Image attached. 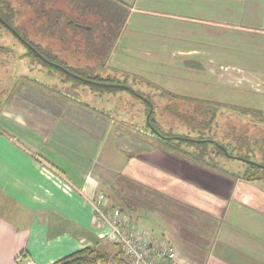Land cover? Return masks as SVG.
I'll use <instances>...</instances> for the list:
<instances>
[{
	"label": "crops",
	"instance_id": "crops-1",
	"mask_svg": "<svg viewBox=\"0 0 264 264\" xmlns=\"http://www.w3.org/2000/svg\"><path fill=\"white\" fill-rule=\"evenodd\" d=\"M113 1L129 8L135 28L143 20L152 26L170 21L264 39V0L241 7H221L220 0ZM15 52L0 50L19 58ZM201 54L176 51L173 57ZM207 68L209 76L235 83ZM0 78V264H57L86 249L109 252L110 230L98 226L90 205L99 194L155 241L171 244L177 264H264V179L247 181L227 163L212 166L176 154L40 79H31L35 87L26 85L25 74L4 83Z\"/></svg>",
	"mask_w": 264,
	"mask_h": 264
},
{
	"label": "rangeland",
	"instance_id": "rangeland-1",
	"mask_svg": "<svg viewBox=\"0 0 264 264\" xmlns=\"http://www.w3.org/2000/svg\"><path fill=\"white\" fill-rule=\"evenodd\" d=\"M5 1L16 11L17 15L14 20V25L27 35L28 40L42 47L45 51L50 52L53 56H58L60 60L69 62V56L65 54L61 55L57 50V46L60 45L58 38L52 39L48 37L49 35L43 33L42 18L39 17L36 9H40L42 6L43 9L50 10L55 6L56 9L66 12V17L71 19L75 18L74 13L78 10L82 11L85 5L83 2H79V5H76L68 0H46L45 2L44 0L42 2L37 0L33 5H29L27 0ZM125 1L128 2L127 0ZM246 2L247 0H220V5L223 7L227 4L228 6H236L238 4L241 7ZM218 15L228 16L224 12H220ZM156 23L152 26L143 20L140 23L143 26L135 28L134 23H129L128 19L122 33L124 35L121 37L122 39H120V43L116 48L117 56L115 60L113 59L111 64L108 62L106 68H99L95 74L100 75L103 79H115L118 82L126 83L135 88L140 94L151 99L156 109H158L159 115L162 114L164 105L167 103H172L175 107L177 104H185V106H188L197 105L198 99H205L228 104L231 106L229 109L221 108L218 111V116L213 125V134L209 135L218 143L223 142L222 139H227V132H230L234 127L238 133L244 132L246 129L249 130L251 135L257 131L263 133L264 125L253 128L246 120L238 118L240 115L234 112L235 107H241L242 109L248 108L263 111V114L259 116L264 117L263 37H254L244 32H237L228 28L202 27L200 25H189L185 23L173 24L170 21L169 23ZM162 30L168 33L178 31L183 37L179 41H175L169 37H163L161 35ZM209 37H216L219 43H209ZM220 39L229 42L227 44L220 43L222 42ZM0 45L9 48L12 47L21 53L19 58L9 53H0V75H2L3 83L6 78L9 80L12 75L14 77L15 74L19 73L20 75H26L25 83L27 86L35 85V87H39L38 83L32 82L31 79H40L47 84H58L59 89H64L61 85L65 83H59L58 79L68 78L65 75L63 76L58 70L53 69L52 75H56L59 78L54 81L51 80L48 76L50 74L47 73L48 68L44 67L39 60L29 55L27 48L10 31L3 27H0ZM188 50H196L202 54L200 56L173 57V53L176 51ZM155 52L163 53L159 57L156 55V57H151L150 54H154ZM71 58L74 60V57ZM210 59H212L214 64L211 65L208 63ZM77 62L83 70L87 67L85 56L78 55ZM195 62H197V66L194 64ZM176 63L181 64V66L177 67ZM207 67H215V70L222 76H226L227 79L231 77L235 83H241L242 78H245L246 81L242 85L230 84L220 77L209 76L208 71L210 68L208 69ZM204 68L207 69L204 70ZM250 73L254 75H250ZM236 78L240 79L238 80ZM67 83L73 84V81L70 79ZM256 83L260 85L261 89H258L259 86L255 88ZM77 87L86 90V96L84 97L86 101L92 102L94 97H98V94L93 93L96 89L91 86L80 83ZM27 93L30 92L28 91ZM102 96H105L106 99V102H103L105 101L103 100L104 98L101 101L103 102L100 105L102 108L109 110L117 105L118 107H122L121 110L124 114H127L129 123L122 125L123 128L132 131V127L134 128L135 125L140 126L143 124L142 121L144 118H141V120L138 119V116L134 117L132 115L133 111L138 110L140 112L143 107L138 102L134 103V98L127 92H115L112 94L100 93V97ZM186 98H191L194 102ZM31 99L33 100V96ZM131 102L133 103L131 104ZM31 104L33 105V103ZM224 113L226 115L231 113L232 116L225 119L222 117L225 115ZM250 115L255 117L254 114ZM161 116L164 118L160 120V123L164 126L166 132H171L173 135L183 138L184 136L198 138L199 134L197 130L187 128L181 122L180 124L171 121L168 122L165 118L167 115L165 114ZM224 121H229L227 123L232 128H228ZM209 150L211 156L216 155V152L212 148H209ZM229 161L235 169H238L239 162ZM258 176L264 177V173L258 174ZM108 248L109 252L108 250L106 252V250L97 249L109 258L108 262L98 261V264H128V260L114 242H111Z\"/></svg>",
	"mask_w": 264,
	"mask_h": 264
},
{
	"label": "trees",
	"instance_id": "trees-1",
	"mask_svg": "<svg viewBox=\"0 0 264 264\" xmlns=\"http://www.w3.org/2000/svg\"><path fill=\"white\" fill-rule=\"evenodd\" d=\"M36 1L37 0H27L29 5L31 4L33 5ZM40 1L42 2L43 0ZM45 1L46 0H44V2ZM49 1H59V0H49ZM68 1L73 2L76 5L77 4L79 5V2L80 3L83 2L85 4L82 11L78 10L76 13H74L75 18L68 19L66 17V12L56 9L55 6L52 9L49 8L50 10L46 8L43 9L42 6L40 7V9H36V10L38 12L39 17L42 18V22H43L42 30L44 31L43 33L49 35L48 37L52 39L58 38V42L60 45L57 46L58 48L57 50L61 55L63 54L68 55L69 58L71 59V61L70 59H68L69 62L65 60H60L58 56H53L50 52L45 51V49H43L42 47L28 40L27 35L14 25V20L17 15L16 11L5 0H0V27L6 28L17 39H18L17 36H21L31 46V48H34L46 60H48L51 63L60 65L71 74L98 83L110 84V85L113 84L123 85L128 87V89H121V88H113V87H105V86H95V85H89L79 80V82L91 86L92 88H95L96 89L95 92L102 94L127 92L130 96L132 97L135 96L137 100L141 99L145 101L144 99H147V97H145L143 94H140L136 89L127 85L126 83L118 82L115 79L113 80L103 79L100 75L95 74L99 68H106L112 50L114 49L119 38L121 37L125 25L129 19L130 16L129 8L123 5L122 3L113 0H68ZM11 29H13L15 33H13ZM70 33L72 34L70 35ZM24 46L27 48L29 55L39 60L44 67L48 69L58 70L60 73L63 74V76L64 74L68 76L67 73L41 60L35 54L33 49L29 48L26 45ZM78 55H81L83 57L85 56L86 58L87 67H85L84 70L77 62ZM71 57H74V60ZM67 80L70 81V78H68ZM71 80L73 82L78 81L77 79H75L76 81L74 79ZM163 95L165 94L163 93ZM148 100L151 101L150 98ZM189 100L191 102H194L191 100V98ZM150 101H149V106L152 107L153 105L154 107L153 115L150 118L151 125L162 135L168 136V134H166L164 126L158 120V117L163 115L164 111L162 112L161 115H159L158 109H156L154 103L152 101L151 103ZM183 105L184 107L181 110H179L178 107H175L173 105L169 107V110L172 112L171 113L172 115L174 114V115L182 116L181 118L183 119L184 122L181 123L184 124L185 127L193 128L194 126L198 127L199 125H205L208 129L213 127V123L210 121V116L215 114V111L212 113L210 109H215L216 105L218 104H215V102L213 101L198 99L197 105H188V106H185V104ZM235 108L236 109L234 110V112H237V114H239L240 116H248L250 114H254L255 117L258 119L264 118L259 116L263 114L262 113L263 111H258L248 108L242 109L241 107H235ZM149 111H150L149 107L146 106L145 117L142 121L143 128L147 129L148 131L150 129L148 123L146 122V116L148 115ZM195 112H197V120L194 119ZM197 122H199L198 125ZM132 129L138 133H141L140 131L136 130L133 127ZM149 132L151 135V131ZM150 138L153 139L156 143L160 144L161 146L175 152L176 154L185 156L186 158L189 157L190 159L199 163L212 165V166L217 165V162L215 161L216 156L210 155V150L208 145L203 146L200 149H197V151H190L187 149L188 147L186 146V143H183L182 141L175 142L171 140H165L161 136H155V135L150 136ZM187 145H189V147L194 146L191 144H187ZM197 147H199L198 144ZM244 157L249 158L247 155ZM262 173H264V171L260 170V168L258 169L252 167L251 170L246 174L237 175V176L247 181H257L264 179V177L258 176V174H262ZM121 210L124 211L123 209ZM98 261H103L106 263L109 261V258L106 254L100 253V251H98L97 249L95 250L86 249L74 255H71L66 259H63L57 264H98Z\"/></svg>",
	"mask_w": 264,
	"mask_h": 264
},
{
	"label": "flooded vegetation",
	"instance_id": "flooded-vegetation-1",
	"mask_svg": "<svg viewBox=\"0 0 264 264\" xmlns=\"http://www.w3.org/2000/svg\"><path fill=\"white\" fill-rule=\"evenodd\" d=\"M52 72H53V69H48L47 73L50 74L48 76L53 81L57 80L59 77L57 78L56 75H52L53 74ZM52 76H54V77H52ZM65 76H67V75H65ZM67 77L75 80V78L72 76L68 75ZM61 79L62 78H59L58 81H59V83L60 82L65 83L64 85H61V87L64 89H61V88L59 89L57 86L58 84L52 85L51 83L50 84H47L46 82H43V83L52 86V89L54 91H57L58 94H61L64 97L66 96V97L72 98L73 100L80 102L84 106H89L91 108H95V109L101 111V113L105 114L106 116L111 117V118L115 119L116 121L121 122L122 124L127 125L129 123L127 120V116H126L127 114H124L123 111L121 110L122 107H118L116 105L112 109H109V110L104 109V108H100L101 107L100 105L103 102H106L105 96L100 97V93L93 91L94 94H98L97 95L98 97H94L93 98L94 101H92V102L86 101V100H84V97L86 96V90L77 87L78 83H81V82H79V80L77 82H73V84H71V83H67L68 80L66 78L62 79V80ZM133 98L135 100V101H133L134 103L138 102V103H140L141 107H143V109H141L140 112H138V110L132 112L133 113L132 115L134 117L138 116V119L144 118L146 106L149 107V109H150L148 115L146 116V122L148 123L149 129H150L149 131H151V135H150V132L147 129H144L142 125L134 126V128L136 130L140 131L141 134H144L147 136H149V135L150 136H152V135L161 136L165 140H171V141H175V142L182 141L183 143H186V146L188 147L187 149L190 151H197V149H200L203 146L208 145L209 148H212L216 152V155H214V156H216L215 157L216 162L217 161L224 162V163L227 162L228 165H231L229 160L239 162L240 165H238L239 167H238V169H236L239 171L238 175L246 174L247 172H249L251 170L252 167H255L258 169L260 168V170L264 171V132L260 133L259 131H257L256 133H253L251 135L249 133V130L246 129L244 132L238 133L237 129L235 127L234 128L230 127L231 125L229 123H227L229 121H224L225 124H227V127L230 129L232 128V129L230 130V132H227L228 133L227 139H222L223 142L218 143L214 140L213 137L209 136V135L213 134V127L208 129L205 125H199L198 127L194 126L193 128L188 127L190 129L197 130V133L199 134L198 138H188L186 136H184V138H183L180 136H175L171 132H166V134H168V136H165V135H162L159 131H157L150 123V118L154 112L153 105L151 107V106H149V102H146V100L145 101H143L141 99L137 100V98H135V96ZM102 99L105 101L101 102ZM148 99L149 98L147 97V101H150ZM133 102H131V104ZM215 104H218L219 106L216 105L215 109H210V111L212 113L215 111V114L210 116V121L213 123V125H214V121L216 120V118L218 116V111L221 108L222 109H224V108L229 109L230 108V106L222 104V103H218V102L216 103L215 102ZM170 106H172V103H169V104L167 103L164 106V111H165L164 114L167 115V116H165V118L168 120V122L169 121L176 122L177 124L178 123L180 124V122H184L183 119L181 118L182 116L171 114L172 112L169 110ZM176 107H178V109L181 110V109H183L184 105L183 104L182 105L177 104ZM216 113H217V116H216ZM226 113H228V112H226ZM226 113H224L225 115L222 116L225 119L229 118V116H232L231 113L229 115H226ZM170 116L172 119L170 118ZM163 118H164L163 116L158 117V120L160 121ZM238 118L246 120L250 125H252L253 128L262 127L261 125H264V118L258 119V118H254L250 115L242 116V117L238 116ZM194 119L197 120V112L194 113ZM204 135H206V136H204ZM187 144H191L194 146L189 147V145H187ZM197 144L199 145V147H197ZM246 155L249 158H245L244 156H246Z\"/></svg>",
	"mask_w": 264,
	"mask_h": 264
},
{
	"label": "built area",
	"instance_id": "built-area-1",
	"mask_svg": "<svg viewBox=\"0 0 264 264\" xmlns=\"http://www.w3.org/2000/svg\"><path fill=\"white\" fill-rule=\"evenodd\" d=\"M90 205L95 222L99 227L110 230L109 239L119 247L128 264H177V254L171 244L155 241L124 211L112 209L105 194H99L90 201ZM23 264L37 263L23 259Z\"/></svg>",
	"mask_w": 264,
	"mask_h": 264
},
{
	"label": "water",
	"instance_id": "water-1",
	"mask_svg": "<svg viewBox=\"0 0 264 264\" xmlns=\"http://www.w3.org/2000/svg\"><path fill=\"white\" fill-rule=\"evenodd\" d=\"M13 33H15V31L13 29H11ZM18 37V40L23 43L24 45L28 46L29 48H31V46L21 37V36H17ZM33 49V51L35 52V54L41 59L43 60L44 62H46L47 64L49 65H52L58 69H60L61 71H64L65 73H67L68 75L74 77L75 79L77 80H80V81H83L89 85H95V86H105V87H113V88H121V89H128V87L126 86H123V85H110V84H103V83H98V82H95V81H91V80H86V79H83L79 76H76L74 74H71L69 73L67 70H65L63 67H61L60 65L58 64H55V63H51L49 62L48 60H46L41 54H39L34 48H31ZM0 50H4V51H7V52H12V53H16L15 50L13 48H9V47H6V46H1L0 45ZM144 99V98H143ZM146 100V102H149L147 101V99H144Z\"/></svg>",
	"mask_w": 264,
	"mask_h": 264
}]
</instances>
